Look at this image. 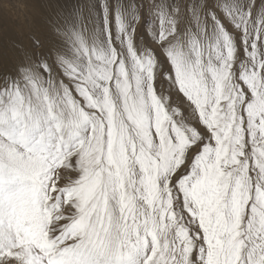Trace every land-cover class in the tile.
Instances as JSON below:
<instances>
[{
    "label": "snow or ice",
    "instance_id": "6c2138e0",
    "mask_svg": "<svg viewBox=\"0 0 264 264\" xmlns=\"http://www.w3.org/2000/svg\"><path fill=\"white\" fill-rule=\"evenodd\" d=\"M0 17V264H264V0Z\"/></svg>",
    "mask_w": 264,
    "mask_h": 264
},
{
    "label": "rangeland",
    "instance_id": "374dc122",
    "mask_svg": "<svg viewBox=\"0 0 264 264\" xmlns=\"http://www.w3.org/2000/svg\"><path fill=\"white\" fill-rule=\"evenodd\" d=\"M17 2H19V0H17ZM16 15H17L16 13H13L12 14L13 19H12L11 22L14 25H20L21 24V21H22V18H23V14H20V20L15 19ZM6 23H8V21H5L3 19V17H0V27L4 26Z\"/></svg>",
    "mask_w": 264,
    "mask_h": 264
}]
</instances>
